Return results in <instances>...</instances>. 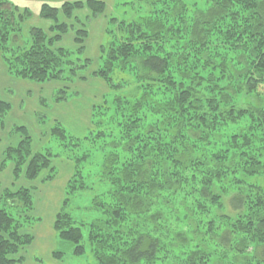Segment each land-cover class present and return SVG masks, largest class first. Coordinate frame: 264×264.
I'll use <instances>...</instances> for the list:
<instances>
[{"label": "trees", "instance_id": "16d2710c", "mask_svg": "<svg viewBox=\"0 0 264 264\" xmlns=\"http://www.w3.org/2000/svg\"><path fill=\"white\" fill-rule=\"evenodd\" d=\"M135 1L149 15L120 22L92 69L95 60L83 58L84 24L76 49L57 43L79 23L75 11L100 14L104 0L44 1L41 16L53 24L33 26L24 45L19 32L31 11L0 0L9 73L37 82L90 76L113 94L104 95V109L92 108L95 135L52 128L74 163L53 227L75 255L90 253L89 264H264V0H206L205 8ZM10 108L0 97V123ZM18 130L23 138L4 151L2 166L12 162L18 179L47 170L41 180H53V157L63 154L34 151L28 129ZM96 137L103 160L86 173L93 150L77 151ZM89 191V205L72 212L73 199ZM3 196L11 209L0 208V264H14L33 242L23 226L38 220L34 189L6 188Z\"/></svg>", "mask_w": 264, "mask_h": 264}, {"label": "rangeland", "instance_id": "374dc122", "mask_svg": "<svg viewBox=\"0 0 264 264\" xmlns=\"http://www.w3.org/2000/svg\"><path fill=\"white\" fill-rule=\"evenodd\" d=\"M46 1L49 4L60 7L65 1L74 0H10L19 9H28L32 15L21 23L22 30L19 32L25 40H18L23 44L29 38L30 29L33 26L49 29L53 24L51 19L41 16V5ZM106 6L102 13L94 15L88 8L75 11L74 16L80 20L79 23L70 26L68 33L64 35L57 45L76 49L75 30L84 24L88 32L85 40V53L83 58L89 57L96 60L100 56L101 45L118 33L119 23L122 21L141 20L149 15L148 7L135 0H104ZM200 8L207 6L206 0H186ZM73 23V20H67ZM112 31V32H110ZM121 31H119L120 33ZM88 73V72H87ZM86 73V74H87ZM113 96L106 84L98 79L89 76L86 80H47L37 82L31 79L21 78L9 73L3 58L0 56V97L11 105L7 115L0 123V208H9V201L3 196L5 189L17 190L19 187H30L34 189V209L31 212L37 221L24 223L23 232L33 235V242L22 249L15 258H21V262L14 264H89L91 255L89 252L82 256L74 254L72 243L62 240L56 233L53 223L56 213L61 209L65 198L66 185L72 175L73 161L65 157L68 147L63 145L57 133H52V128L58 123L66 128L68 135L79 139L85 136L95 135L98 128L92 123V108L96 106L104 109V95ZM103 105V107H99ZM105 117V116H103ZM24 126L32 136L34 151L50 150L53 154L62 153V157H53L56 176L53 180H41L42 176L48 175L50 171H43L36 180H26L25 177L16 178L14 165L6 162L2 166L4 151L17 145L23 138L18 127ZM96 141V145L89 143ZM100 137L86 141L77 153L84 150H93L88 160L84 162V171L95 173L100 169L102 163V152ZM98 147V149H97ZM75 149V148H72ZM264 184V178H259ZM93 191L86 192L84 196L73 199L71 211L81 212L78 206L89 205ZM78 207V208H77ZM86 211V210H83ZM18 215V211L13 210ZM62 252L60 255H53V252Z\"/></svg>", "mask_w": 264, "mask_h": 264}]
</instances>
